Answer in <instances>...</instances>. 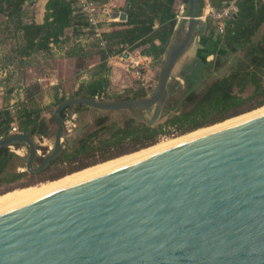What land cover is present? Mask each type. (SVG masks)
<instances>
[{"label":"water","instance_id":"1","mask_svg":"<svg viewBox=\"0 0 264 264\" xmlns=\"http://www.w3.org/2000/svg\"><path fill=\"white\" fill-rule=\"evenodd\" d=\"M203 2L189 1L187 33L169 50L154 95L65 100L54 112L55 147L38 167L26 135L2 138L0 148L26 144L27 170L39 174L63 151L67 108H136L153 113L154 124L175 68L198 45ZM129 8L113 18L126 22ZM0 264H264V116L0 214Z\"/></svg>","mask_w":264,"mask_h":264},{"label":"trees","instance_id":"2","mask_svg":"<svg viewBox=\"0 0 264 264\" xmlns=\"http://www.w3.org/2000/svg\"><path fill=\"white\" fill-rule=\"evenodd\" d=\"M33 1L0 0V13L8 12L9 18H16L18 29L23 34L25 46L21 57L52 52L53 45L60 47L64 44L62 38L68 29H73L75 36H92L93 33L84 31L88 26L85 18L75 14V0H48L42 25L25 17V6L29 4L31 7ZM90 1L99 5L107 2ZM189 1L127 0L130 4L127 21L115 24L116 29L103 34L106 46L100 47L99 72L91 81L83 82L72 93L71 99L124 102L152 95L154 87L143 84L132 94H111L108 61L128 50L131 53L142 50V54L151 57L155 65H162L177 35L175 8L179 4L188 8ZM230 1L233 0H209L208 4L219 9ZM235 1L237 17L230 19L221 41L214 39L212 23H204L200 35L201 49L182 66L177 76L180 80L176 77L170 81L167 101L154 124H151L153 113L136 108L118 111H103L84 105L67 108L62 112L66 132L63 151L42 173H29L28 161L16 153L24 147L29 152L26 144L0 148V189L10 191L27 177L45 176L59 165L84 162L86 158L105 162L155 146L163 137L198 131L264 107V0ZM83 49L79 45L73 46L72 55L76 56ZM210 56H214L212 61H208ZM67 99L57 95L54 106ZM82 112H91L94 118L80 126L83 133L79 139L69 142L66 139L67 121ZM14 124L20 133L33 140L37 153L39 150L43 152V156L37 154L35 161L40 165L48 149L39 148L35 139L55 138L57 123L54 114L48 119L42 108H34L28 103L20 105L16 113L10 109L0 111V139L10 136Z\"/></svg>","mask_w":264,"mask_h":264},{"label":"rangeland","instance_id":"3","mask_svg":"<svg viewBox=\"0 0 264 264\" xmlns=\"http://www.w3.org/2000/svg\"><path fill=\"white\" fill-rule=\"evenodd\" d=\"M36 1L34 0L33 3H36ZM120 1H122V3L120 4V8H118L119 5L116 4L115 7L112 8L113 11H117V10H122L121 12L124 11V9L126 8L125 4H124V0H120ZM208 1L209 0H204V4H203L204 6L202 8L201 14H199L200 17L203 15L204 10L208 4ZM175 10H176L177 16H178L179 35H178V38L175 39L173 47L180 44V42L184 39V37L187 33L188 19H189V9L186 8V6L179 4L176 6ZM25 17L28 20H31V19L33 20V18H34V9H31L29 4H27L25 6ZM16 20H17L16 18H13V19L9 18L8 12H6L4 14L0 13V69L1 70H4V69L8 70V77L6 78V81H5L6 82L5 86L7 87V89H10L11 87H12L11 89H15L17 87L20 88L19 84L21 81V79H20L21 73H24V75H25L24 78L26 80H29L30 76L25 74V72H22V69L26 68L27 66L31 67L36 72L34 75L35 78L38 76H41V77L45 76V73H47L46 69L49 70V67H51V66L52 67L57 66V68H59L63 72L72 73L74 78H76L74 73L76 74V73H78V72L80 73L82 71L87 76V80L85 82L91 81L95 77V75L99 72L98 67L101 63V60H100V50L101 49H100V45H98L99 41L92 39L91 37H88L86 35H81V37L87 43L86 49H83V52L77 53V55L74 56L73 59H68V60L65 59V56H64V55H66L65 51H62L61 52L62 54L60 56H56L52 52L46 53V54L39 52L32 59L28 60V62H27L28 65L25 66V64H23L24 63L23 60H21L22 59L21 53L24 51L25 41H24L22 32L18 29V25H17ZM117 22H120V20L117 19ZM201 23H202V21H200L198 23L199 27H201ZM213 35H214V32H213ZM195 43H197L196 39H195ZM68 47L70 49L73 48L72 46H68ZM127 53L133 54L129 50L127 51ZM195 56H196V54H195L194 45H192V47L185 53V55L182 57L181 61L179 62V64L175 68V70L172 74L171 80L175 79L178 76V74L180 73V69L182 68V66L185 63H187L188 61H190L192 58H194ZM166 59H167V56L165 57V62L158 67V72L156 75L157 76L156 77V83L153 86L154 87V93L158 89L160 75H161L162 71L164 70ZM213 59H214V57L210 61H212ZM129 63L130 62L125 64L126 65L125 70H123L121 72V74H119L117 76H114L113 74L111 75V70H110L109 75H110V77H112L111 94L112 93L124 94V93H128V92L129 93L135 92L136 90H138L142 86V82L140 80L136 79V77L134 76L133 69L131 68V64H129ZM108 68H109V65H108ZM75 80L76 79H73V80L69 81L66 85H64V86L62 85L60 87L61 91H58L59 95L66 96L68 99H71L72 93L75 92V84H74ZM0 84H3V81L1 80V78H0ZM154 93H152V95ZM31 94H32V96H35V97H34V99H32V101H30L28 103V105H30L34 108H42L44 110V115L46 116V118L50 119L52 117V115L54 114L57 107L54 106V104H52L50 106H45V103H47L49 101L48 99L53 96V92L41 94V92L37 88L33 87ZM152 95H150L149 97H151ZM261 113L264 114V107H261L257 110H254V111L250 112V114L247 113V114L242 115V116H243V119H244V116H246V115H247V118L249 117V118L253 119L255 116L257 117ZM242 116H239L237 118H233V120L235 119L234 121L231 119V120H228L229 122L226 121V122L221 123V124L222 125L225 123L226 124L230 123L229 125L240 124L241 123L240 117H242ZM250 116H253V117H250ZM93 118H94V115L91 112H82L80 114H76V126H77V128L74 131H72V133H69L68 135L75 133L76 130H78L83 123L90 121ZM238 118H239V120H238ZM237 120L240 123H238ZM247 121H249V120L247 119ZM221 124H217V125H214L211 127L203 128V129H200L198 131H194L195 133L191 132V133H187L184 135L175 134V135L170 136V137H163L155 145L156 147L152 146V147H155L153 149H150L152 147H149V148L142 149L140 151L130 153V154H127L124 156H120V157H117V158H114V159H111V160H108L105 162H102L101 160H98V162H95L97 160L94 158H91V159L86 158V160L84 162L80 161V162H76L73 164L59 165L56 168H54L52 172L48 173L45 176L43 175L42 177H39V178L38 177L37 178L27 177L24 181L18 183L16 186H14V188H11L10 191L7 190L6 188L0 189V197L7 194V193L13 192V191H19V190H23V189H27V188H34V187H35L34 188L35 192L41 194L42 192H44L46 190H49L51 188L56 187L57 184L63 183L64 181L67 180L65 178L73 176L74 174L80 173L84 170L96 168V166H101V165L106 164L108 162H112V161H115L118 159H122L123 157H126L125 159H123V160H126V159L133 158L135 156H140L139 154L142 155L144 152L147 153L149 151H157L156 153L149 155V156H153L154 154H158V152H159L158 150H160V152H162L161 150L166 151V150H169L171 148H174V147H172V145H173L172 143L178 142L181 139H186L187 140L186 144H187V143L193 142L192 140L196 141V140L201 139L203 137H207L208 135L203 136L201 138H198L197 136L201 133L203 135V133L205 131H209L212 128L214 129L217 126H222ZM68 125L70 127L69 123H68ZM15 126H17V125L15 124ZM223 127H225V126H223ZM208 128H209V130H208ZM53 129H54V127H53ZM55 129H56V126H55ZM65 133L66 132H64V139H63L64 142H65V135H66ZM193 136H196L197 138L191 139V137H193ZM35 142L39 148L48 149V151L46 152V155H44V157L47 156L48 154L52 153V151L55 147V138L54 137L50 140H44V141H41L38 138H36ZM184 144L185 143H183L182 145H184ZM169 147H171V148H169ZM148 149H150V150H148ZM16 153L18 155H20L21 157H24L25 162L28 161L29 152H28L26 147L19 149V150H16ZM38 155L43 156V152L39 150ZM147 156H144V157L146 158ZM141 158L143 159L142 156H141ZM141 158H138L139 160L134 159V161L135 162L141 161L142 160ZM134 161L132 163H134ZM91 163H95V164H91ZM130 164H127V166ZM83 165H89V166L84 167ZM34 166L38 167L39 163H35ZM118 167H119L118 169L121 168L120 166H118ZM124 167H126V166H124ZM116 169H117V167H116ZM116 169H113V170H116ZM22 171H26V169H22ZM109 172H111V171H109ZM105 173H108V172H104L102 174H105ZM97 176H99V175H97ZM92 178H95V177H91L88 180H90ZM63 179H65V180H63ZM61 180H63V181H61ZM58 181H60V182H58ZM85 181H82V182H85ZM82 182H80V183H82ZM52 194H55V192L51 193L47 196H50ZM40 196H42V195H40ZM47 196H44V197H47ZM37 197H39V196H37ZM37 197L31 199L30 201H27L26 203H20V204L14 205V206H9L6 208L7 210L4 212H7V211L12 210L14 208H17L19 206H22V205L28 204L30 202L44 198V197H40V198H37ZM4 212L2 211V213H4ZM2 213L0 211V214H2Z\"/></svg>","mask_w":264,"mask_h":264},{"label":"crops","instance_id":"4","mask_svg":"<svg viewBox=\"0 0 264 264\" xmlns=\"http://www.w3.org/2000/svg\"><path fill=\"white\" fill-rule=\"evenodd\" d=\"M36 1V0H35ZM34 2V1H33ZM31 3V9H34V18L33 20L31 19V21H34L35 23L42 25L44 23V19H45V14H46V4L48 2V0H37L36 3ZM119 2V3H118ZM122 3V1H118V0H107V2L103 5L106 6L107 11L110 13H112V16L116 13L121 12L122 10H117V11H113L112 8L115 7L116 4L119 5L118 8H120V4ZM124 4L125 7L127 6V0H124ZM117 5V6H118ZM125 10V9H124ZM104 18V17H103ZM30 21V20H29ZM119 22H113L110 23L108 21H104V23L101 25V28L103 30V33H110L112 32L114 29V25L117 24ZM205 24L204 22L201 23V27L197 26L196 29V42L198 43V45H194V49H195V54L198 52V50L201 49V46H199L202 38L200 37V35L203 33L201 28L204 27ZM177 35H176V39L178 38L179 35V28H177ZM64 44H62L60 47H57L55 45H53V49H52V53L55 54L56 56H60L62 53V51H65L66 55L65 59H73L74 56L72 55L71 49L68 46H75V45H79L80 47H84V49H86V41L81 37V36H75L73 33V29H68L65 33V36L62 38ZM70 51V52H69ZM45 53L46 52H42ZM36 54L38 53H34L28 57L24 56L22 57L21 60H23V64L28 65L27 62L28 60L32 59ZM133 56L131 57L132 60L138 59L139 57L142 58H147V68H146V76L148 78V82H149V86L153 87L156 83V75L158 72V67L159 65H155L153 59L151 57L145 56L142 54V50H138L136 52H134L132 54ZM214 56H210L208 58V61H210ZM142 61H144V59H142ZM128 62H130V60H127V58H125L124 60L120 57V56H116V57H112L109 59L108 61V65H109V69L111 70V75L113 74L114 76H117L119 74H121V72L123 70H125V67ZM146 62V61H145ZM6 71H8L7 69H4ZM4 70L0 69V73ZM22 72H25V74H27L28 76H30L29 80H26L24 77V73H21L20 75V88H15V89H7V87L5 86L6 84V78L8 77V73L6 76H3L0 74V78L3 81V84H0V111H3L5 109H10L16 105H22V104H26L29 103L30 101H32V99H34L35 96H32L31 92L33 87L37 88L41 94H45V93H49V92H53V96L51 98H49L48 102L45 103V106H50L52 104L55 103V99L58 95V97H61L62 95H59L58 91L60 90V87L63 85H66L69 81L76 79L74 81L75 84V91H77V89L79 88V86L85 82L87 80V76L85 73H83L82 71L79 73H74L75 77H73L72 73L70 72H63L61 71L59 68L56 67H49V70L46 69L45 76H38V77H34L35 75V71L27 66L26 68L22 69ZM110 77V76H109ZM178 80H180L177 77ZM110 80L112 81V77H110ZM181 83H183L181 81Z\"/></svg>","mask_w":264,"mask_h":264},{"label":"built area","instance_id":"5","mask_svg":"<svg viewBox=\"0 0 264 264\" xmlns=\"http://www.w3.org/2000/svg\"><path fill=\"white\" fill-rule=\"evenodd\" d=\"M74 11L76 15L83 16L88 24L87 28L84 29L86 33H93L91 38L99 41V45L101 48H105L106 42L103 40V30L101 28V24L104 21H108L110 23L116 22L117 19H114L112 13L109 14L105 5H99L90 0H75L74 2ZM183 8V7H182ZM238 12L237 2L235 0L225 3L221 8L214 9L209 4H207L204 13L199 20L202 22L210 21L213 25L214 30V39L217 41H221L227 29V24L230 19L233 18ZM104 17V18H103ZM132 54L127 53V51L120 55V57L124 60H130L131 68L133 69V74L136 79L140 80L144 86H149L148 78L146 74L147 68V58L139 57L138 59L132 60ZM144 59V61H142ZM146 61V62H145ZM8 71L4 70L0 74L6 76ZM20 108V104L16 105L10 110L13 113H16ZM70 124V127L68 125ZM77 128L76 126V115H73L70 120L67 121V131L68 134L72 133ZM22 134L19 132L18 126L15 124L12 126L10 136Z\"/></svg>","mask_w":264,"mask_h":264},{"label":"bare ground","instance_id":"6","mask_svg":"<svg viewBox=\"0 0 264 264\" xmlns=\"http://www.w3.org/2000/svg\"><path fill=\"white\" fill-rule=\"evenodd\" d=\"M263 109V108H262ZM250 114V113H249ZM261 116H264V114L263 113H261L260 115H258L256 118H258V117H261ZM250 117H253V116H250ZM253 118V119H256V118ZM241 119H240V121H241V123L244 121V122H247V119L250 121V120H253L252 118H247V115L246 116H244V119H243V116L242 117H240ZM247 118V119H246ZM233 120V119H232ZM235 120V119H234ZM233 120V121H234ZM238 120H239V118H238ZM238 120H237V122H238ZM229 122V121H228ZM227 122V123H228ZM243 122V123H244ZM238 123H240V122H238ZM240 123V124H241ZM230 123H228V124H221L222 126H217V127H215L214 129L212 128L211 130H209V128H208V130L209 131H205L204 133H203V135H202V133L201 134H199L197 137L198 138H201V137H203V136H206V135H211V134H214V133H218V132H220V131H223V130H226V128L228 127V128H230V126L232 127V125H229ZM229 125V126H228ZM237 125V124H236ZM223 126H225V127H223ZM234 126V125H233ZM227 128V129H228ZM206 130V129H205ZM195 133V132H194ZM200 136V137H199ZM196 136H193V137H191V139H194V138H197ZM204 138V137H203ZM192 141H194V140H192ZM186 142H187V140L186 139H181V140H179L178 142H174V143H172L173 145H172V147H178V146H182V144L183 143H185L186 144ZM184 144V145H185ZM156 147V146H155ZM155 147H152V148H150V149H153V148H155ZM169 148H171V147H169ZM150 149H148V150H150ZM172 149V148H171ZM147 150V151H148ZM145 151V150H144ZM143 151V152H144ZM159 152H160V150H158ZM162 152H163V150H161ZM165 151V150H164ZM157 151H149V152H147V153H143L142 155L141 154H139L140 156H135V157H133V158H130V159H126V160H123V159H125L126 157H123L122 159H118V160H115V161H112V162H108V163H106V164H103V165H101V166H96V168H91V169H87V170H84V171H82V172H80V173H77V174H74L73 176H70V177H67V178H65V179H67L66 181H64L63 183H61V184H57V186L56 187H54V188H51V189H49V190H46V191H44V192H42L41 194H39V193H36L35 192V190H34V188H28V189H24V190H19V191H14V192H12V193H9V194H7V195H4V196H1L0 197V211H1V213H2V211L4 212V211H6L7 209V207H9V206H14V205H17V204H20V203H26L27 201H30L31 199H33V198H35V197H37V196H39V197H37V198H40V197H44V196H47V195H49V194H51V193H56L57 191L59 192V191H62L63 189H66V188H69V187H71V186H73V185H76V184H79L80 182H82V181H87L89 178H91V177H97V175H102V173H104V172H109V171H114L113 169H116V167H117V169L119 168L118 166H120L121 168L122 167H124V166H127V164H133L132 162L134 161V159H138V158H141V156L143 157V159L145 158L144 156H147L146 158H148V157H150L149 155H152L153 153H156ZM158 152V153H159ZM155 155V154H154ZM133 156V155H132ZM129 157V156H128ZM145 158V159H146ZM142 159V158H141ZM142 159V160H143ZM139 160V159H138ZM134 163H136L135 161H134ZM126 164V165H125ZM130 164V165H131ZM124 165V166H123ZM116 169V170H117ZM65 179H63V180H65ZM93 179V178H92ZM63 180H61V181H63ZM58 182H60V181H58ZM56 183V182H55ZM40 195H42V196H40Z\"/></svg>","mask_w":264,"mask_h":264}]
</instances>
